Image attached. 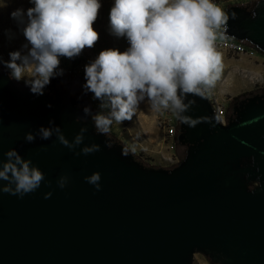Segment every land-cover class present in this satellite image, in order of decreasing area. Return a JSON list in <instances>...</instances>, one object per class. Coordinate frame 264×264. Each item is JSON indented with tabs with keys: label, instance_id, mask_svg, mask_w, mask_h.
Here are the masks:
<instances>
[{
	"label": "water",
	"instance_id": "obj_1",
	"mask_svg": "<svg viewBox=\"0 0 264 264\" xmlns=\"http://www.w3.org/2000/svg\"><path fill=\"white\" fill-rule=\"evenodd\" d=\"M224 12L223 35L264 53V0ZM9 76L0 65V158L15 149L45 181L23 198L0 193V264H191L195 253L215 264H264V95L248 97L226 123L206 95L182 97L195 100L183 115L204 122L179 121L185 154L163 168L123 156V145L96 130L83 85L73 92L49 84L35 95ZM41 126H58L70 144L82 134L83 142L66 148L55 131L41 140ZM93 144L101 150L75 155ZM93 172L101 175L99 191L84 179ZM64 175L69 182L60 189Z\"/></svg>",
	"mask_w": 264,
	"mask_h": 264
},
{
	"label": "clouds",
	"instance_id": "obj_2",
	"mask_svg": "<svg viewBox=\"0 0 264 264\" xmlns=\"http://www.w3.org/2000/svg\"><path fill=\"white\" fill-rule=\"evenodd\" d=\"M29 3L33 6L10 13L18 25H23L21 31L26 41L23 47L27 54L11 52L9 60L0 64L10 70L12 80L19 82L30 77L25 81L30 92L43 95L51 79L62 74L57 72L61 57L73 59L98 42L94 24L102 5L100 0H29ZM228 20L229 16L212 0H113L108 14L110 34L125 37L129 47L123 52L101 50L84 66V89L101 101V108L110 111V116L93 117L96 130L107 135L113 121L117 124L130 121L144 100L153 111L171 112L189 127L204 122L183 115L195 105V100L185 104L182 97L204 98L220 79L224 65L215 41L218 36L223 37L221 30L226 29ZM84 111L88 113L89 109ZM38 131L41 140L51 139L55 131L60 144L69 149L83 142V135L79 134L70 144L58 126L54 129L41 126ZM35 139L32 132L24 135L27 143ZM106 147L111 148L112 144ZM100 150L99 145L93 144L75 155L86 156ZM131 150L134 152L135 148ZM41 151L47 149L42 147ZM128 153L127 148L121 152L123 156ZM84 179L96 191L101 189L99 172ZM44 181V173L31 160L22 158L12 148L2 152L0 193L23 198ZM68 182L67 175L61 176L57 187L64 189ZM51 196L52 192L44 194L45 199Z\"/></svg>",
	"mask_w": 264,
	"mask_h": 264
},
{
	"label": "rangeland",
	"instance_id": "obj_3",
	"mask_svg": "<svg viewBox=\"0 0 264 264\" xmlns=\"http://www.w3.org/2000/svg\"><path fill=\"white\" fill-rule=\"evenodd\" d=\"M220 1V8L223 11L231 5L229 4L231 0ZM100 2L102 7L99 10V18L94 24V29L99 33L98 42L93 48L84 49L71 62H65L61 57L57 72L62 74L56 75L55 78L76 79L84 85V66L93 61L101 50L111 48L123 52L129 47L125 37L117 38L110 34L108 14L113 0H100ZM32 6L29 0H0V61H8L9 53L14 51H19L22 56L27 54V49L23 47L26 43L21 31L23 25H18L10 17V13L18 8L26 10ZM220 53L224 67L212 91L225 110L231 99L264 90V53L256 49L240 54ZM0 65L10 75V70L3 64ZM28 79L30 77L26 76L19 83L26 84L25 81ZM87 101L91 106L92 118L97 114L110 116L109 109L101 108V101L96 100L90 92H87ZM178 123L179 120L174 114L155 112L149 102L144 100L130 121L120 124L113 121L107 135L123 145L124 149L127 148L144 165L171 168L185 154V146L179 145L176 138L172 139L166 135L169 125H173L178 131ZM133 147L134 152L131 150ZM191 264L215 263L201 253H195Z\"/></svg>",
	"mask_w": 264,
	"mask_h": 264
},
{
	"label": "built area",
	"instance_id": "obj_4",
	"mask_svg": "<svg viewBox=\"0 0 264 264\" xmlns=\"http://www.w3.org/2000/svg\"><path fill=\"white\" fill-rule=\"evenodd\" d=\"M256 1L257 0H231L229 4L246 6L248 8V6L254 5ZM212 2L216 4L218 7H220L221 4L220 0H212ZM221 31H224V29H222ZM215 47L218 52L231 53V54L247 53V52L255 51L256 49L252 44L248 43L245 40H241L225 35H223L222 38L218 36L217 40L215 41ZM62 59L65 62H71L73 60V59H66L63 57ZM206 96L210 101L213 112L216 118L218 119V121L221 123H226L227 121L226 110L224 107L220 105V103L214 97L213 91H211L210 94H206ZM177 134L178 131L173 125H169V127L166 129V135L171 137L172 139L177 138Z\"/></svg>",
	"mask_w": 264,
	"mask_h": 264
},
{
	"label": "flooded vegetation",
	"instance_id": "obj_5",
	"mask_svg": "<svg viewBox=\"0 0 264 264\" xmlns=\"http://www.w3.org/2000/svg\"><path fill=\"white\" fill-rule=\"evenodd\" d=\"M248 6V5H247ZM252 6H248V9H251ZM58 80V81H57ZM51 87H56V86H61V87H69L71 91L75 92L78 91L77 87L82 86L83 83L76 80V79H64V78H55L53 81L50 82ZM253 95H264V90L263 91H256L248 95H243L235 99H231L228 103V107L226 110V118L227 121H235L238 118V113L242 110L244 103L247 101L248 97L253 96ZM76 98L80 99L83 97V95H75ZM179 132V131H178ZM180 145V144H179ZM185 146L186 145H181Z\"/></svg>",
	"mask_w": 264,
	"mask_h": 264
},
{
	"label": "bare ground",
	"instance_id": "obj_6",
	"mask_svg": "<svg viewBox=\"0 0 264 264\" xmlns=\"http://www.w3.org/2000/svg\"><path fill=\"white\" fill-rule=\"evenodd\" d=\"M240 65V64H239ZM231 67V66H230Z\"/></svg>",
	"mask_w": 264,
	"mask_h": 264
}]
</instances>
